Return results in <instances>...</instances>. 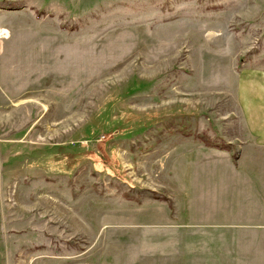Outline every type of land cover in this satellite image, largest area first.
I'll list each match as a JSON object with an SVG mask.
<instances>
[{"label": "rangeland", "instance_id": "374dc122", "mask_svg": "<svg viewBox=\"0 0 264 264\" xmlns=\"http://www.w3.org/2000/svg\"><path fill=\"white\" fill-rule=\"evenodd\" d=\"M251 67L264 0H0V262L264 264L174 197L175 139L237 153Z\"/></svg>", "mask_w": 264, "mask_h": 264}, {"label": "crops", "instance_id": "0c3cea01", "mask_svg": "<svg viewBox=\"0 0 264 264\" xmlns=\"http://www.w3.org/2000/svg\"><path fill=\"white\" fill-rule=\"evenodd\" d=\"M236 87L245 124L237 153L175 139V209L216 230L264 232V69L245 68Z\"/></svg>", "mask_w": 264, "mask_h": 264}]
</instances>
